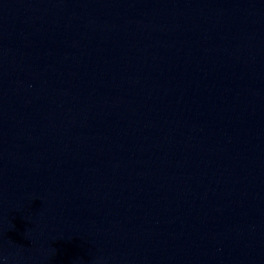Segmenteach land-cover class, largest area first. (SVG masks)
Listing matches in <instances>:
<instances>
[{
	"label": "water",
	"instance_id": "1",
	"mask_svg": "<svg viewBox=\"0 0 264 264\" xmlns=\"http://www.w3.org/2000/svg\"><path fill=\"white\" fill-rule=\"evenodd\" d=\"M0 264H264V0H0Z\"/></svg>",
	"mask_w": 264,
	"mask_h": 264
}]
</instances>
